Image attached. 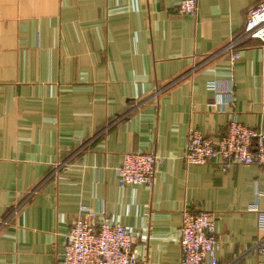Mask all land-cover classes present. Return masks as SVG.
<instances>
[{"label":"crops","instance_id":"crops-1","mask_svg":"<svg viewBox=\"0 0 264 264\" xmlns=\"http://www.w3.org/2000/svg\"><path fill=\"white\" fill-rule=\"evenodd\" d=\"M180 1L0 0V264H57L82 205L127 228L137 264H181L185 210L214 218L219 264H264V170L184 159L192 130H264V46L243 35L264 0ZM231 78L214 106L207 84ZM133 152L162 159L153 188L119 187Z\"/></svg>","mask_w":264,"mask_h":264},{"label":"built area","instance_id":"built-area-1","mask_svg":"<svg viewBox=\"0 0 264 264\" xmlns=\"http://www.w3.org/2000/svg\"><path fill=\"white\" fill-rule=\"evenodd\" d=\"M178 12L195 16L199 10L198 0H181ZM244 37L258 40L264 46V4L254 7L248 16ZM241 59L239 52L231 54V64ZM223 91L217 81H210L207 90L214 92V106L228 107L235 101L232 78ZM184 159L187 165L219 163L224 171L237 165H257L264 170V130L252 129L231 116L227 129L220 139L214 140L198 130L188 136ZM162 159L146 152L128 153L118 169L121 189L131 186L155 185ZM251 210L258 213L259 228L264 231V211L255 205ZM80 216L66 235L64 256L57 264H137L134 256V237L119 223L101 218L87 206H80ZM181 264H219L220 242L214 218L206 211H183L180 229ZM264 258V243L256 246Z\"/></svg>","mask_w":264,"mask_h":264}]
</instances>
